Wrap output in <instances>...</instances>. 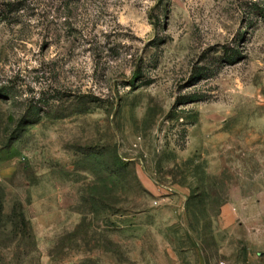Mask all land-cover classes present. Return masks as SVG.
<instances>
[{"label":"rangeland","instance_id":"374dc122","mask_svg":"<svg viewBox=\"0 0 264 264\" xmlns=\"http://www.w3.org/2000/svg\"><path fill=\"white\" fill-rule=\"evenodd\" d=\"M219 261L264 264V0H0V264Z\"/></svg>","mask_w":264,"mask_h":264},{"label":"trees","instance_id":"16d2710c","mask_svg":"<svg viewBox=\"0 0 264 264\" xmlns=\"http://www.w3.org/2000/svg\"><path fill=\"white\" fill-rule=\"evenodd\" d=\"M15 209H12L10 214L7 215V218L11 219V227L12 231L15 233V235H19L20 239L26 240L29 244L34 245L32 230L28 224L27 221L24 220V218L20 215H17L15 217ZM19 217V218H18Z\"/></svg>","mask_w":264,"mask_h":264},{"label":"built area","instance_id":"2783aa9c","mask_svg":"<svg viewBox=\"0 0 264 264\" xmlns=\"http://www.w3.org/2000/svg\"><path fill=\"white\" fill-rule=\"evenodd\" d=\"M216 264H225L224 261H219Z\"/></svg>","mask_w":264,"mask_h":264}]
</instances>
